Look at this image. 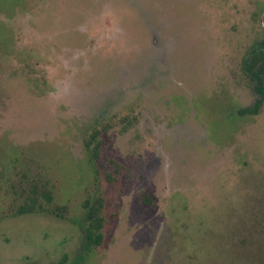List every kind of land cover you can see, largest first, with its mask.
<instances>
[{"label": "rangeland", "instance_id": "obj_1", "mask_svg": "<svg viewBox=\"0 0 264 264\" xmlns=\"http://www.w3.org/2000/svg\"><path fill=\"white\" fill-rule=\"evenodd\" d=\"M256 81L264 0H0V264H264Z\"/></svg>", "mask_w": 264, "mask_h": 264}, {"label": "trees", "instance_id": "obj_2", "mask_svg": "<svg viewBox=\"0 0 264 264\" xmlns=\"http://www.w3.org/2000/svg\"><path fill=\"white\" fill-rule=\"evenodd\" d=\"M256 90L259 93H264V88L261 86L259 81H256ZM257 101L253 104L252 107H246L240 109L239 112H248L253 113L256 111ZM94 134H90L89 138L85 142L86 147H90L92 149V157L96 159L97 156V144L93 142ZM93 143V144H91ZM100 199H96L93 202H87L85 206V210L83 211V221L84 226L81 228L83 232V248L84 250L89 249L93 245H97L100 241V233L99 229L102 225V220L99 215V208H100ZM30 207H32L30 205ZM24 211H31V208H27L26 206H21L17 209V213L24 212Z\"/></svg>", "mask_w": 264, "mask_h": 264}]
</instances>
